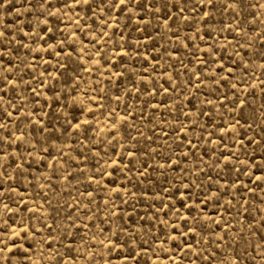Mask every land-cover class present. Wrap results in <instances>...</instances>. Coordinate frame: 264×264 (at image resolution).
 I'll use <instances>...</instances> for the list:
<instances>
[{
	"label": "rangeland",
	"instance_id": "obj_1",
	"mask_svg": "<svg viewBox=\"0 0 264 264\" xmlns=\"http://www.w3.org/2000/svg\"><path fill=\"white\" fill-rule=\"evenodd\" d=\"M0 264H264V0H0Z\"/></svg>",
	"mask_w": 264,
	"mask_h": 264
},
{
	"label": "snow or ice",
	"instance_id": "obj_2",
	"mask_svg": "<svg viewBox=\"0 0 264 264\" xmlns=\"http://www.w3.org/2000/svg\"><path fill=\"white\" fill-rule=\"evenodd\" d=\"M120 3L123 4L124 3V0H120ZM5 207H7V206H5Z\"/></svg>",
	"mask_w": 264,
	"mask_h": 264
}]
</instances>
